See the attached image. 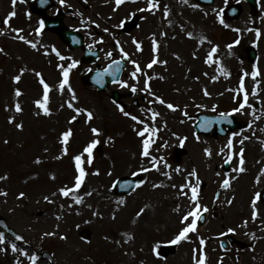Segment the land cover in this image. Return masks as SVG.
Listing matches in <instances>:
<instances>
[{"label": "rangeland", "instance_id": "1", "mask_svg": "<svg viewBox=\"0 0 264 264\" xmlns=\"http://www.w3.org/2000/svg\"><path fill=\"white\" fill-rule=\"evenodd\" d=\"M80 1L81 8L87 6L84 12L80 11L86 21V44L102 47L100 65L112 57L122 58L119 51L122 47L129 53L127 63L130 64V68L123 72L122 81L137 86V92L132 93V98L142 95L140 89L145 79L143 72L156 77L160 74L166 82L154 83L152 89H161V84L165 88L170 87L172 100L166 101L180 106L177 111L172 112L164 108V105L149 104V99H146L144 108L151 106L152 110L161 113L155 122L151 121V116L146 112L135 111L149 127L158 129L150 152L158 158L163 156L171 165L170 168L160 165L162 171L171 173V179L151 168L150 157L140 155L143 138L136 135L133 125L138 129L143 126L123 116L109 102L108 94L100 96L81 84L80 78L88 73V68L81 64L79 52L65 50L49 34L36 40L32 30L27 28L26 22L22 23V19L9 21L0 29L3 33L0 34V48L4 49L0 52V176H7L6 180H0V191L7 192V196L0 195V232L5 235V244L0 247L7 249L0 251V264H16L17 259L23 261V264H30L26 257L11 251V243H16L18 248L25 249L29 254L38 255V264H194L193 256L199 255L201 247L206 253L207 264H264V204L259 205L257 202L259 215L255 220L251 218V200L264 186V0H258L256 13L249 6L241 4L239 18L232 21L222 17L223 8L227 5L225 0H216L210 8H199L196 15L189 12L190 7L181 12L182 0H172L175 1L170 4L172 18L169 16L170 19L163 22L162 15L154 9L146 17L143 16L139 28L131 36L120 34L116 25L121 20L128 19L134 10L138 12V9H143V5H129L127 0L114 11L111 0ZM191 6L193 7L192 4ZM75 7L79 8L78 5ZM1 8L2 18L8 17L10 10L3 0H0ZM111 9V14L105 13ZM220 17L225 24L219 22ZM91 21H95L99 27L92 28ZM151 22L155 25L161 22L166 27L167 35L157 31L160 35L157 39L159 47L166 49L164 53L160 52V57L167 65L160 70L148 71L144 64L150 58L148 40L154 31L151 30L148 34L147 28ZM191 24L193 28H190ZM22 28L23 32L19 35L35 42L36 49L14 38L17 33L13 29ZM104 28L109 31L102 33ZM237 28L240 29L239 32L235 31ZM256 29L261 33L259 39L256 37ZM188 32L193 34V38L187 35ZM201 37H207L212 43L209 44L207 40L201 42ZM133 38L141 44V54L135 50ZM236 40H239L238 44L234 43ZM116 41H119V45ZM229 44L233 45L231 49L227 47ZM51 45H55L61 55L79 61L77 67L70 70L69 83L78 97L74 103L94 112L95 118L90 124L85 122L83 115L69 124L73 111L66 106L60 107L71 97L67 89L63 93L58 89L62 76L57 65L67 67L71 61H59L55 58L47 49ZM213 46H218V51L213 56V62L208 63L207 55ZM250 48H254L257 54L254 62L247 59ZM109 52L112 57L107 55ZM131 60H136L142 69V73H138V83L130 76L134 71ZM254 66L260 69V75L256 78L259 81L256 97L251 95L255 86L251 78ZM221 67L229 73L227 77L219 70ZM22 68L25 71L21 80L16 83L12 78L20 74ZM33 70L40 72L52 89L49 103L51 115H44L42 110L37 115L38 109L34 101L41 99L43 92ZM245 72L249 75L244 76ZM214 76L217 79L213 80ZM242 76L245 89L249 92V104L252 105L251 108L246 106L241 112L232 114L242 127L224 137H213L210 134L200 136L197 140L192 129L195 114L229 113L231 109L238 107L243 95L239 92ZM17 88L22 92L20 97L14 95ZM125 89L130 90V87ZM205 89L211 93L210 96L204 95ZM16 102L23 109L20 113L14 109ZM184 111L188 113L187 116L183 115ZM10 117L15 118L14 123H9ZM16 123H22L23 128L18 129ZM69 127L72 128L73 136L67 145L68 154L62 155L59 137ZM91 127L101 129V143L94 149L93 163L88 165L85 160L88 175L79 193H76L84 197V203L77 205L71 197L61 196L58 189L72 186L75 175L72 158L81 153L93 139ZM233 133L239 135L233 136ZM108 136L114 137L113 143L105 142ZM148 136L146 133L145 138ZM184 137L187 138L184 141L186 156L181 165H175L168 160V156L172 148L177 146L178 140ZM244 137L249 139L244 140L241 145L239 141ZM229 138L233 140L231 149L227 148ZM165 141L168 147H161ZM241 147L244 148L245 171L237 174L233 172L239 166L237 163L234 165V156L238 155ZM206 148L211 150V156L205 153ZM229 155L232 160L227 163V169H224ZM61 156L62 158L57 159ZM37 158L40 163H36ZM177 166L181 167V173L174 171ZM141 167L151 170L144 172ZM96 169H99V175L93 174ZM193 169H196L200 181V202L209 209L206 226L202 232L190 233L188 240L172 244L170 240L182 227V215L193 210V203L188 197L178 195L179 189L171 185L184 184L186 178L195 183L197 177L187 176ZM134 172L138 174L133 175ZM134 176L144 183L127 194L118 195L113 191V184L117 179ZM224 179L230 180L231 186L227 189L220 187ZM153 184L163 186L153 188ZM87 191H91L92 195H84ZM184 191L190 194V189L185 188ZM20 192L26 195L18 198ZM45 196L54 202L48 203L44 200ZM233 197L231 205L224 202ZM120 200L125 203L119 204ZM61 205L64 207L61 208ZM145 205V212L137 218L136 213ZM177 208L179 210L175 211ZM93 212L100 215L93 216ZM113 213L115 219L112 218ZM57 216L61 219L58 220ZM244 221L248 222L246 226ZM76 225L80 227L77 228ZM3 227L24 239L17 240L6 233ZM228 228H234L235 232L228 233ZM47 231L56 232L57 236L44 237L43 233ZM124 233H128L132 239H128ZM59 235H67L68 239L61 240ZM226 235L245 243L246 248L229 247V251L222 252L217 242ZM200 238L205 240L203 246L199 243ZM156 244L160 245L159 256L152 251ZM45 254L49 257L44 256Z\"/></svg>", "mask_w": 264, "mask_h": 264}, {"label": "snow or ice", "instance_id": "2", "mask_svg": "<svg viewBox=\"0 0 264 264\" xmlns=\"http://www.w3.org/2000/svg\"><path fill=\"white\" fill-rule=\"evenodd\" d=\"M19 2V0H11V4L13 9L15 8L16 4ZM42 3H45L46 0H41ZM105 2H107V0H105ZM126 2V0H115V5L116 8H119V6H121L122 4H124ZM133 2H135V0H133ZM185 3H187V0H184ZM66 3V0H60V4L64 5ZM193 7H198V5H193ZM159 8V2L158 0H148V7L147 9H138V11H152L154 9H158ZM114 11L116 10L115 8L113 9ZM16 12L13 10L11 12L8 13V18L4 19L3 23L4 24H8L10 19L12 17L16 16ZM169 15V10L167 9V6H165V10H164V16L165 18ZM219 22L221 24H225L224 20L222 17L219 18ZM91 23L96 24L95 21H91ZM125 21L121 20L119 24L116 25V27H124ZM45 24L44 21L41 20L39 21V27L36 29V33L39 35L41 34L43 28H44ZM227 27V25H225ZM96 27H99V24H96ZM183 29V26H181ZM14 32L17 33V35L14 37L15 39H19L21 41H24L26 44L30 45L31 48L36 49L37 48V44L35 42H33L32 40H28L25 38V36L23 35H19V33L23 32V29H13ZM104 32H108L109 29L108 28H104L103 29ZM235 31L239 32L240 29H235ZM249 31H252V29H249ZM256 37L257 39L260 38V30L256 29ZM0 34H3L2 32H0ZM162 35H167L166 33H162ZM187 35L189 37H192V33L188 32ZM205 40H207V37H201V42H204ZM101 42H102V38H101ZM207 42L209 44H211L212 42L210 40H207ZM117 45H119V41H116ZM234 43L238 44L239 40H236ZM133 44L136 46L137 51H142V47L141 44L139 42L136 41L135 38H133ZM228 49H231L233 47L232 44L227 45ZM159 50V44L156 40L155 34L153 33L152 35V51L153 53H158ZM4 49L0 48V52H3ZM120 53L122 54V59H127L129 57V53L126 52L122 47L119 48ZM218 51V46H213L209 52V54L207 55V60L206 62L208 63H212L213 62V56L217 53ZM52 52H54L56 54V56L59 58V60L64 61V60H70L71 62L67 65V67H65L63 64H58L57 67L60 69L61 72V76L62 79L59 82L58 85V89L61 93H63V91L65 89H67V91L70 94V100L65 101L64 103H62L60 105L61 108H64L65 106L68 109H71L73 111V115L70 117L68 123L72 124L74 122L77 121L78 117L80 116H84L85 117V122L89 123L95 118L94 112L90 109L87 108H81L78 107L74 102L78 100V97L75 93V91L71 88V85L69 83V74H70V70L73 68H76L77 65L79 64L78 60L72 59L71 57H65L63 55H61V53L55 48H52ZM45 55H48L47 52H45ZM109 57L112 55L111 52H109L107 54ZM195 55V54H194ZM133 65H134V71L131 73V77L134 80H137V83L139 82L138 79V73H142V69L140 64L136 61V60H131L130 61ZM217 63H219V61H216ZM157 63H162V64H166V61H161L158 58V55H154V57L151 59V61L146 65V67L148 69L153 68L154 65H156ZM120 61L119 60H114L112 62V64L109 65V67L107 69L104 70V73H100L97 72L96 73V82L102 83L103 81V76L105 74H109V75H113L115 76V74L117 72L120 71ZM223 75L225 77H227L229 75V73L223 69L222 67L219 69ZM25 69H20V74L15 75L12 79L14 82L18 83L21 78L22 75L24 73ZM34 74L37 78H39V83L40 85H42V98L41 99H37L34 101L36 108L38 109L37 111V115L40 114V110H42L44 115H51V110L49 108V103H50V92H51V88L49 86V84L45 81L44 77L42 76V74L40 72H36L35 70ZM89 71H91V69H89ZM143 75L145 76L144 79V83H143V87L140 89L141 92L143 93H147L148 96L154 97V99L149 100L148 103L152 104V103H159L160 105H165L167 109L171 110L172 112L177 111V109L180 107L178 104H174L172 102H168L166 101L162 96L157 95L156 93H154L152 91L151 85H150V80L153 79V77L149 76L147 72H143ZM249 73L245 72L244 76H248ZM260 75V69L257 66L253 67V70L251 72V78L252 80L255 82V86L253 87L252 91H251V95L256 97L258 96V92H257V87L259 85V81L256 80V78ZM244 76L241 77L240 79V86H239V92L242 93V100L239 103L238 107H235L233 109H231V111L229 113H220V116L227 120L229 116H231L233 113H237V112H241L246 106L251 108L252 105L249 104V92L245 89V82H244ZM161 79H163V77H160ZM198 79V78H197ZM213 80L217 79V77H212ZM114 83H118L120 85V87L122 88H129L132 93H136L137 92V86L136 84H132L129 85L126 81H117L114 80ZM177 91H179L177 89ZM14 95L16 97H20L22 95V92L19 88L15 89ZM204 95L205 96H210L211 93H209L207 91V89L204 90ZM116 107L118 108L119 112L123 114V116L130 118L132 121L135 122V124H139L142 125L143 127L138 129L135 127V125H133V131L136 132V135L138 137L143 138L141 141V152L140 155L142 157H150V164H151V168L155 169L158 172H162V175L166 176L167 178L171 179V173L167 172V171H162L160 165L163 164L164 168H170L171 165L167 163V161L165 160V158L163 156H160L159 158L157 156L151 155L150 149L152 148V145L155 143V139L154 137L156 136V133L158 132V129L156 127H149V125L139 116L137 115H133L132 113L128 112L125 110V107L123 105L117 104ZM201 107H203V105H201ZM14 109L17 113H20L23 111L21 104L19 102H16L14 105ZM141 111H148L151 113V121L155 122L157 117H159L161 115L160 112L158 111H154L151 108H148L147 110L145 109H141ZM213 111H215V106L213 107ZM183 115L187 116L188 113L186 111L183 112ZM256 119H259V117H256ZM15 122V118L14 117H10L9 118V123H14ZM212 123V121L210 120H206L204 122V127H208L210 124ZM229 123H231V121L229 120ZM18 129H22L23 128V124L22 123H16L15 125ZM164 126L166 127V123L164 124ZM90 131L93 135V139L90 140V142L87 143V145L83 148V151L79 154H76L73 156V161H74V168H75V175H74V182L72 184L71 187L69 186H64L58 189V192L61 196L63 197H71V199L74 201L75 204L80 205L84 203V197L81 195H78L76 193H79L80 189L82 188V186L85 183V178L88 175V172L86 171L85 168V160L86 163L88 165H91L93 163L94 160V149L97 147V145H99L101 143V140L99 139V137L102 135V131L100 128L97 127H91ZM148 133L149 136L147 138H145V134ZM173 135L175 136L176 133H173ZM239 135V133H233V136ZM73 136V131L72 128L69 127L67 130H65L64 132L61 133L60 137H59V142L62 145V155H67L68 154V147L67 145L70 142V138ZM197 140H199V136L197 135L195 137ZM187 138L184 137L181 140V146H183L184 141ZM249 139V137H244L242 140L239 141V143L241 145H243L244 140ZM106 143H113L114 142V137L112 136H108L106 141ZM5 143H7V141H5ZM161 147H168V143L165 141V143L161 146ZM233 147V140L232 138H229V140L227 141V148L231 149ZM45 151H47V149H45ZM205 153L208 156H211V150L210 149H204ZM221 151H223V149H221ZM86 154V155H85ZM239 166L235 169H233L234 172H239L242 173L245 171V168L243 167L245 160H244V148L241 147L239 149ZM61 157H57V159H60ZM232 160V156L229 155L227 157V160L225 161V163H228ZM41 161L39 160V158H37L36 163H40ZM151 169L148 167H141V171L147 172L150 171ZM174 171L176 173H181L182 169L180 166H177ZM264 171V170H262ZM94 175H99V169H96V171L93 173ZM138 173L134 172L133 175H137ZM188 177H197V179L195 180V183H192L191 181L187 180L186 178V182L184 184L181 185H176V184H172L171 187L173 188H178V195L180 196H186L189 198V200L193 203V210L188 211L186 214H183L180 220V223L182 225V227L179 229V231L177 232V234H175L174 238L170 240V243L172 244H179L181 241H186L188 240L189 234L190 233H194L197 231V221L202 219V215L201 213H206L209 211L208 207L206 205H202L200 202V195H199V185H200V181L198 179V174L196 169H193L192 171L187 173ZM53 179H55V176L52 177ZM7 176H0V180H6ZM257 182H259V177H257ZM142 183H144V181H141L140 183H138L136 185V187H139ZM153 188H157V187H162L163 185H158V184H153L152 185ZM230 185V180L229 179H224L223 182L221 183L220 187L227 189L229 188ZM188 188L190 189V194L189 192H185L184 189ZM0 195L3 196H7V192H3L0 191ZM26 194L24 192H20L18 198H23ZM53 195H56V193H53ZM86 196H91L92 192L91 191H87L85 192ZM233 199H226L224 202L227 203L228 205H231L233 203ZM44 200L47 201L48 203H53L54 201H52L48 196L44 197ZM264 200V196H262L261 193L257 192L254 194L252 200H251V218L253 220L257 219L259 212L257 210V202ZM119 204H124L125 201L124 200H120L118 201ZM61 208L64 207V205L60 206ZM68 207L70 208L71 205H68ZM89 207H91V205H89ZM147 208V205H145V207H142L139 212L136 213V217L139 218L144 212L145 209ZM179 209H175V211H178ZM79 214V213H77ZM100 215L97 212H93V216H97ZM112 218L115 219V213L112 214ZM57 219H61V217L57 216ZM85 223H91V221H85ZM133 223H135V220L133 221ZM247 221H244V225H247ZM57 227H59V225H57ZM77 228L80 227V225H76ZM228 233H234L235 229L234 228H228L227 229ZM44 237H53V236H57L56 232L53 231H47L43 233ZM124 236H126L128 239H132L131 236L128 235V233H124ZM17 240H23L24 237L23 236H16ZM59 239L61 240H67L68 237L67 235H59ZM107 239V237H106ZM116 243L118 244L119 241H116ZM199 243L201 246H203L205 244V240L203 238H200ZM5 244V235L3 232H0V245H4ZM160 245L156 244L153 248L152 251L154 254H156L157 256H159V249ZM11 251L12 252H18L21 256L26 257L30 264H38V261L40 259V257L38 255H36L35 253L29 254L28 251H26L23 248H18L16 243H11L10 245ZM0 251H7L6 248L0 247ZM195 251V250H194ZM193 260H194V264H207V256L206 253L203 251V247H201V249L199 250V255H194L193 256ZM16 264H23V261L17 259L16 260Z\"/></svg>", "mask_w": 264, "mask_h": 264}, {"label": "flooded vegetation", "instance_id": "3", "mask_svg": "<svg viewBox=\"0 0 264 264\" xmlns=\"http://www.w3.org/2000/svg\"><path fill=\"white\" fill-rule=\"evenodd\" d=\"M141 1L144 2V4L146 5V9H147L148 1L147 0H141ZM190 1L193 3L192 5L197 4L196 0H187V3ZM158 2L160 4V7H162V9H158V13L162 15L161 17L162 21L167 22V17L169 16L171 18L173 17L172 16L173 11L171 10L172 6L170 4L175 3V1L158 0ZM18 3L16 5L17 6L16 11L18 12V14L14 18L18 17L16 18V20L22 19L23 20L22 23L26 22L27 28L32 30V35L35 37L36 40H38L42 35L49 34L50 36L55 37L56 40L62 45V47L65 50L73 52V50L68 49V46L66 44H63L61 42L57 33H59L62 30L66 32L67 30L66 34L75 33V36L81 38L83 40V43H84V40L87 39L86 27H85L86 21L83 20L84 17L80 15V11L84 12L87 9V6H84L83 8H81L80 6L82 5V2L79 4L78 0H66V3L64 5H61L60 0H51V3L49 2L42 3L41 0H36L34 2L33 0H19ZM183 3L186 4L184 0H182V5ZM75 5H78L79 8L77 9ZM129 5H135V4H129ZM165 6H167V8H170L169 15L166 18L164 16ZM106 7H108V5H106ZM112 9L110 10V12L105 11V13L111 14ZM152 11H148V13L150 14ZM175 11L180 13V10L178 9L177 11V8H175ZM182 11H184V9L181 7V12ZM190 13L192 15L193 14L196 15L199 13V9L197 7L191 6ZM177 15L178 13H176V18L178 17ZM41 20L44 21L45 26L41 34L38 35L36 33V29L39 27V21ZM109 21H111V19ZM190 28H193L192 24ZM147 29H148L147 31L148 34H150L151 30L154 31L153 33L155 34L157 42H158L157 38L160 37V35L157 34V31L158 33L160 32L161 34L165 33L166 31V27L163 26L161 22H159L157 25L151 22ZM152 35L153 34H150L149 40H148L149 49H150L149 59H152L154 55H158L159 60H161L160 52L162 51V53H164L166 49L165 47H162V48L159 47L158 53H153L152 47H150L151 46L150 43H152ZM85 45L87 46V44ZM49 48L50 46L47 47V49ZM166 65L167 64L157 63L150 70H160L161 68H165ZM160 76H161L160 74H158L157 77L154 74H152L151 77H153V79L150 80L151 87L155 86L154 83L155 84L164 83L165 80L161 79ZM163 85L164 84L159 85L161 89H154L153 91L156 92V94L159 93L158 95L162 96L166 100H172V97H170V93H171L170 87L165 88ZM120 96H121V100H128L131 98L132 92L131 90H126L124 88L123 90L120 91ZM145 98L151 99V96H148L147 93H144V95L143 94L141 95V101H144ZM137 104L138 105L136 106V108L133 107L134 105L133 102H131L130 105L124 104L123 106L125 107L126 111L132 114H135V111L137 109H140V108L144 109V107H142L139 103Z\"/></svg>", "mask_w": 264, "mask_h": 264}, {"label": "water", "instance_id": "4", "mask_svg": "<svg viewBox=\"0 0 264 264\" xmlns=\"http://www.w3.org/2000/svg\"><path fill=\"white\" fill-rule=\"evenodd\" d=\"M248 2H249V4L251 5V6H254V0H247ZM92 53H86L85 55H91ZM95 55L96 54H93L92 55V57H95ZM254 58V53L252 52V54H251V56H250V59H253ZM92 62V61H91ZM90 63V62H89ZM120 65H121V67H120V71H121V69H122V67H123V65L120 63ZM109 67V66H108ZM107 67V68H108ZM120 71L119 72H117L116 74H115V76H113V75H109V74H105L104 76H103V81H102V86H100L97 82H96V79H95V77H96V73H94V74H91V75H89L88 77H87V80L86 79H84V82L86 83V84H90V85H96L97 86V88H98V91H102L109 83H113V81L114 80H117L118 79V77H119V74H120ZM101 73H104V72H101ZM86 80V81H85ZM113 99L114 100H117L118 99V96L114 93L113 94ZM206 120H210V121H212V123L208 126V127H211V125L213 124V123H215L216 124V126L218 127L217 129V132H219V130H220V127L223 125V124H225L226 122H228L229 121V117H228V119L227 120H225V119H223V118H208V119H203V124H204V122L206 121ZM228 126H230V128L231 129H233L234 127H236L235 125H228ZM220 133L221 134H223L224 132H221L220 131ZM137 183H138V180L137 179H122V180H119L116 184H115V189H116V192L117 193H127V192H129L131 189H133V187L134 186H136L137 185ZM202 217H203V215H202ZM203 220H204V217L202 218V219H200V225H202L203 224Z\"/></svg>", "mask_w": 264, "mask_h": 264}]
</instances>
